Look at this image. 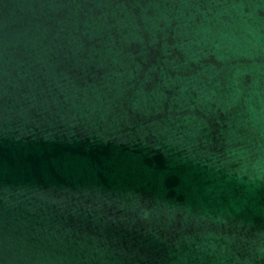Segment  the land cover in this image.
<instances>
[{
	"label": "water",
	"instance_id": "water-1",
	"mask_svg": "<svg viewBox=\"0 0 264 264\" xmlns=\"http://www.w3.org/2000/svg\"><path fill=\"white\" fill-rule=\"evenodd\" d=\"M0 264H264V0H0Z\"/></svg>",
	"mask_w": 264,
	"mask_h": 264
}]
</instances>
